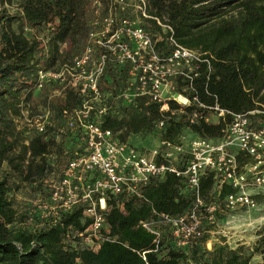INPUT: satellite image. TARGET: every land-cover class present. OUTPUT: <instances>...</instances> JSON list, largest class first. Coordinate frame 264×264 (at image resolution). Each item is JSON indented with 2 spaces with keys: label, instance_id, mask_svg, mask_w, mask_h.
<instances>
[{
  "label": "trees",
  "instance_id": "trees-1",
  "mask_svg": "<svg viewBox=\"0 0 264 264\" xmlns=\"http://www.w3.org/2000/svg\"><path fill=\"white\" fill-rule=\"evenodd\" d=\"M12 1L0 0V164L5 162L9 170L0 171V264H251L255 254L261 257L259 264H264V226L250 251L243 246L231 247L224 238L207 248L209 232L190 244L177 246L167 229L162 231L158 249L153 250L155 235L140 222L148 219L153 209L183 214L194 201L182 178L172 173L150 181L142 199L119 198L121 207L115 199L107 200L106 221L113 240H103L96 250L71 245V235L90 223L82 205L63 213L54 224L15 226L17 212L8 197L7 174L14 173L20 182L30 183L46 195L42 180L52 170L47 156L53 152L63 155L64 149L72 147L67 134L56 138L55 125L63 122L62 110L81 105L82 96L67 88L54 100L51 106L56 122L46 137L33 131L26 142L11 120L22 118L24 103L33 97V101L40 100L44 92L59 86L49 80L34 96L39 70H59L85 48L94 7L92 0H15L17 11L9 13L4 4ZM107 1L100 0L102 13L108 9ZM150 1L153 10L149 13L165 16L172 28L157 41V47L169 51L166 39L172 35L178 44L196 50L204 59L191 71L185 70L189 76H196L193 87L199 101L235 112L264 106V0ZM230 8L235 12L230 13ZM148 20L160 29L155 20ZM27 27L46 37L48 48L41 47L37 34L27 36ZM63 44L66 47L62 48ZM101 51L96 45L97 54ZM129 69L128 63L119 65L108 59L98 80V88L110 106L102 115V126L117 133L120 140L129 139L144 147L139 140L147 143L155 138V122L161 118L165 123L159 134L169 139L181 134L211 138L222 134L229 118L214 123L188 121L193 109L207 112L197 103L183 110L174 100H167L168 109L160 110L161 103L147 101L144 96L124 103L119 93L126 87ZM185 82L177 78L178 88ZM194 93L187 91L189 97ZM34 104L29 105L35 108ZM212 187V174L206 173L200 183L205 203L219 201L233 191L229 185H223L219 192ZM256 197L264 200V194Z\"/></svg>",
  "mask_w": 264,
  "mask_h": 264
},
{
  "label": "built area",
  "instance_id": "built-area-1",
  "mask_svg": "<svg viewBox=\"0 0 264 264\" xmlns=\"http://www.w3.org/2000/svg\"><path fill=\"white\" fill-rule=\"evenodd\" d=\"M107 4V11L102 13L100 0H92L89 39L80 54L59 70L38 71L37 89L49 80L56 81L59 86L51 90L52 97L69 88L82 96V103L62 110L63 125L72 147L63 150L66 161L60 175L43 179L47 193L37 201L38 218L29 214L26 221L36 220L33 228H40L56 223L63 213L82 205L83 215L90 223L83 231L71 235L78 240H72L71 245L96 250L103 240H113L106 221L107 200L115 199L121 207L119 198L142 199L145 186L152 180H162L167 173L182 178L194 201L183 214L153 209L151 216L140 222L155 235L153 250L158 249L162 231L166 229L177 246L190 244L210 232L205 229V220L217 224L215 212L220 209L262 210L264 219V202L256 197L264 194V106L235 112L217 103L206 105L199 101L193 87L196 76H189L188 71L204 60L200 53L178 44L172 35L166 39L169 51L157 47V40L144 22L128 13L132 7L140 18H151L156 25L166 27L165 33L171 31L169 24H162L158 16L149 13V0L130 3L108 0ZM96 45L102 51L94 58ZM108 59L130 65L126 87L119 93L124 103H133L139 96L161 103L160 110L168 109L167 100L177 102L180 110L197 103L207 112L193 109L188 121L200 119L214 123L229 118L222 134L217 138L181 134L169 139L159 134L165 123L161 118L155 122L158 134L152 146L138 147L129 139L120 140L117 133L102 126V115L110 106L98 88V80ZM177 78L187 81L180 89ZM190 89L195 92L192 97L187 94ZM53 102L45 114L28 118L22 113L20 120L46 137L49 127L56 122ZM206 173L212 174L215 192L223 185L231 186L233 191L219 201L205 203L200 195V183Z\"/></svg>",
  "mask_w": 264,
  "mask_h": 264
},
{
  "label": "rangeland",
  "instance_id": "rangeland-1",
  "mask_svg": "<svg viewBox=\"0 0 264 264\" xmlns=\"http://www.w3.org/2000/svg\"><path fill=\"white\" fill-rule=\"evenodd\" d=\"M130 3L131 0H128ZM151 1L149 0L150 10H153V7L151 5ZM4 6L8 9L9 13H14L17 11V1L13 0L11 4L5 3ZM230 13L235 12V10H232L230 8ZM128 13L130 16L134 17L138 21L144 22L145 28L148 30V32L155 37L154 39L157 41H160L164 38L166 27L160 26V29H156V27H153L151 22L148 19H142L136 12L132 9V7H129ZM162 24L166 23V17L163 16L159 19ZM25 33L27 36H30L32 34H37L36 37L39 39V44L42 48H48L47 47V38L43 37L42 34H38L35 32V29L27 27L25 29ZM66 47V44H63L61 46ZM81 51H78L75 55L80 54ZM97 52H94V58L97 56ZM74 55V56H75ZM61 67V66H60ZM39 91V89H36L34 92L35 94ZM51 90L48 92H44V94L41 96L40 100L29 101L28 103H24V109L22 110V113L26 115V117L31 118L32 116L36 114H45L47 111V107L49 103L54 101L57 97H52ZM36 102V104H34ZM31 104L35 108L30 107ZM9 118V117H8ZM54 120V119H52ZM12 121V127L16 129L18 132H22L21 138L26 141V138L29 137L33 130L32 128L28 127L24 124L23 120L15 119ZM54 134L56 138H62V135L66 134V130L64 128L63 122L56 123ZM154 138L149 139V141L146 143L144 140H139L140 145L144 144L145 146H152L154 144ZM47 160L52 165V170L49 171L46 176L44 177V180H50L57 178L60 175V172L65 164V157L62 154H58L56 152H53L51 155L47 156ZM0 171L9 173L8 167L5 162L0 164ZM8 181L10 184V191L8 192V197L12 202V206L17 212V220L15 222L16 227H34L37 221H26L29 218L30 215H35L38 213L39 209L37 207L38 205V199L44 195L42 190H39L34 185L27 183V182H20L19 178L14 174L11 173L8 175ZM44 180H42V187L43 190L46 189L44 185ZM42 198V197H41ZM261 202H264L263 199H260ZM20 214H25L24 217H22V221L18 218L20 217ZM263 212L262 210H256V211H244L242 209H236V210H226V209H220L215 212V221L214 222H207L205 220L206 227L205 229L210 230L209 232V238L206 243L207 248H211L213 243H219L221 238L225 239V242L232 247L236 246H243L246 251H250L252 246L254 245L259 230L264 226V219L262 218ZM26 222V223H24ZM26 224V225H25ZM223 230V232L217 233L216 231ZM72 238V237H71ZM73 242H78L77 238L71 239ZM261 261L260 256L258 254L253 255L251 259V264H259Z\"/></svg>",
  "mask_w": 264,
  "mask_h": 264
},
{
  "label": "crops",
  "instance_id": "crops-1",
  "mask_svg": "<svg viewBox=\"0 0 264 264\" xmlns=\"http://www.w3.org/2000/svg\"><path fill=\"white\" fill-rule=\"evenodd\" d=\"M259 195H262V194H259ZM232 247V246H231ZM260 259H261V257H260Z\"/></svg>",
  "mask_w": 264,
  "mask_h": 264
}]
</instances>
